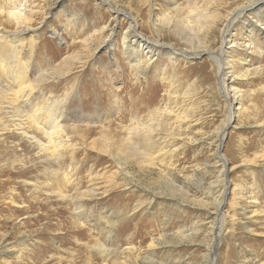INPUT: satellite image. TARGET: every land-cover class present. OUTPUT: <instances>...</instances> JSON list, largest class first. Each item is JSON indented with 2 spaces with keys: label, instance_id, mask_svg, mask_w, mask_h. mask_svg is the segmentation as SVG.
<instances>
[{
  "label": "rangeland",
  "instance_id": "obj_1",
  "mask_svg": "<svg viewBox=\"0 0 264 264\" xmlns=\"http://www.w3.org/2000/svg\"><path fill=\"white\" fill-rule=\"evenodd\" d=\"M248 1L0 0V27L25 30L19 69L27 63L36 107L21 115L0 98V264H103L100 245L112 252L106 264H208L216 237L215 264H264V29L255 32L262 53L243 39L241 20L227 32L233 106L206 52L218 51L225 16ZM15 4L26 10L19 23L6 14ZM191 8L207 16L199 33L183 22ZM137 32L162 45L144 75L122 45ZM3 39L0 58L10 60ZM171 49L197 56L171 58ZM2 65L0 84L14 87ZM40 70L50 77L33 86ZM53 104L65 126L58 163L35 141L47 142L39 126ZM133 120L167 147L163 162L126 159Z\"/></svg>",
  "mask_w": 264,
  "mask_h": 264
},
{
  "label": "bare ground",
  "instance_id": "obj_2",
  "mask_svg": "<svg viewBox=\"0 0 264 264\" xmlns=\"http://www.w3.org/2000/svg\"><path fill=\"white\" fill-rule=\"evenodd\" d=\"M192 2H194V1H192ZM24 10L25 9L22 6H20L19 4H17V5L15 4L14 7L13 6L9 7L6 10V12H7L6 14L15 18L17 20V22L19 23L22 15L24 13ZM263 10H264V0H249L246 4H243L239 7H237L235 10L229 12L225 16V18L222 22L223 27L221 28V34L223 35V38H225V37L226 38L224 40H222V44H221L220 48L218 49V51L206 50V52L210 56V60L212 62H214L217 66L216 67L217 68L216 75H217L219 83H220V88L222 89V92H223L226 100L229 101L230 106H233L235 104V101L229 95V92L226 90L227 75L230 74V67H232V65H233V58L226 54V49H225V45L227 43H229L228 42L229 39L227 38V36H228L227 32L229 34L230 28L233 26V24H235L237 21L241 20L243 24L244 23L246 24V28H245V30H243L245 32L243 39L247 40L248 42H250V44L255 46V50H257L259 53H262V46H261V43H260V40L258 39V37L255 36L256 35L255 32L258 31V29H257L258 27L264 29V22H262L264 20V18H263V16H264L263 12L264 11ZM191 11L196 12V15H194V16L187 15L183 22L187 26H189L188 28L192 32L199 33L198 31L201 32L203 27L205 26V25H203L205 22L204 21V15L205 14L203 15L202 13H198L199 11L197 12L196 8H194V9L191 8ZM0 12H2L1 7H0ZM112 12L115 14L114 17H116V18H118V16H120L119 14L121 13L119 10H116L114 8H113ZM250 15H252V16H250ZM126 16H129V18H130L129 20L131 21L132 27L135 30L137 27V22L130 15H126ZM205 17H207V16L205 15ZM24 34H25V30H22V29L19 31L15 30V31L7 32L6 30H4L3 28L0 27V42L4 40L3 38L7 37L8 42L11 43L10 44V47L12 48L11 51H13V55H12V57H10L12 59L4 60V59L0 58V61L3 63L2 66L5 70V72L7 71V73L9 74L8 77H10L14 83V87H10L9 85L3 84V83L0 84V95H1L0 98H3V100H6V102L8 101L7 103H9V105L12 103L13 107H15V108L17 107L16 112H19L20 114L22 112L28 113V110L30 109V104H32L31 102H29V100H27L28 96H29V93H27L28 84H26L27 82H26V79L24 78V77H26V76H24L25 75L24 72L27 71V69H26L27 63H25L24 69H21V68L19 69L20 61L18 59H19L20 51H21V49H23L22 43L24 41V39H23ZM60 34L61 33L59 31H57L56 29H50L49 35L56 37L61 42V41H63V38L61 37ZM36 36L37 35H35V37ZM105 41H106L105 42L106 49L107 50L112 49L114 44L111 41H108V40H105ZM122 45L125 46L126 53H127L125 58H126L127 62L130 64V67L136 69V71L142 75H144L146 73L148 65L151 63V61L154 59V57L157 56L158 52H160L158 50V46L162 47V45H160V43L152 42V41L144 38V36L139 32L134 33L133 36L130 37L129 39H127L125 36H123ZM235 45H237V44H235ZM222 52H223V55H222ZM177 55H181L185 59H189V58H193V57L197 56V53H194L191 55L189 53H184L181 51H177L175 49H171L168 52V56H170L171 58H174V56L177 57ZM224 55H226L224 57L225 59L223 58L224 61L221 62V60L219 58H221V56H224ZM244 60H245V58H244ZM244 62L246 64L249 63L248 60H247V62L246 61H244ZM250 65L248 64L247 68L250 67ZM27 72H29V71H27ZM231 72H232V70H231ZM54 73L57 74V75L54 74L55 78L56 77L58 78L61 76L62 73H64V70L56 68ZM49 77L50 76H49L47 71H45V70L41 71L40 70L38 75L35 77V81L33 82V86L42 83L43 81H45ZM7 81H9V80H7ZM235 89L236 88H233V90H235ZM52 102H53V100H52ZM18 109H20V110H18ZM31 109H33V108H31ZM35 109H36V107H35ZM52 109L55 110L54 112L57 111L54 108V104L47 109L49 111L48 116L50 117L48 120L46 119L48 121L47 124L49 125L48 128L46 127L47 124L45 126H44V124L39 126L40 129L42 130L43 134L47 138V140H46L47 142L43 143V142H40L38 140H35V141H37L39 143L42 150L49 152V154H50L49 158L50 159H52L54 162L58 163L62 159V157L60 156V153H59V147L61 145L58 141L55 140V138L60 135V133H61L60 131H62L65 126L63 125L61 128H59L58 122H56L55 114L53 113ZM237 109H239V107H237ZM24 111H26V112H24ZM17 114L15 113L11 116L12 117L17 116V118H18V116H20V115H17ZM27 116L30 117V116H32V114L27 115ZM67 117H69V116H67ZM232 117H233V115L231 114V118H229V120H231ZM73 118H74V116H73ZM44 120H45V118H44ZM133 121L134 122L132 124V128H130V131L127 134L128 136L124 139V146H125V149L127 150L126 159L127 160H128V158L134 159V161L136 160L138 163L147 162V164H153L159 156H162L161 161L163 162L164 157H165L164 155H166V153L168 152L167 147L162 146L161 143H157L155 140H153V136L151 134V129H149L148 126L145 127V124H143L142 121H140V120H133ZM71 131H73V130H71ZM101 133H103V132H101ZM224 134H225V132L223 131L222 135H221V139H223ZM156 145H158V146H156ZM104 150H106V149H104ZM218 158L220 161H222L223 165L224 164L226 165V159L222 155L218 156ZM225 165H224V167H225ZM120 166L121 165H118V168L122 169ZM224 167H222V168H224ZM57 184H58V181H57ZM225 187L227 189L228 185L225 184ZM58 196H60V198H65V194H63L62 192L59 193ZM221 206H222V201L220 200L217 204V210H216V213H217L216 214V216H217L216 220L218 221L217 222L218 226L216 225V228H215L216 229L215 231H217L216 234H219V232L221 230L220 229L221 225L219 224L220 219L222 217V215H221L222 212L220 211ZM213 230H214V228H213ZM110 233L111 232L108 233V236ZM102 245H104V244H102ZM218 246H219V241L217 240V237H216V241L213 245H211V244L208 245V255H209L208 264H215L214 254H215L216 248ZM98 249L100 250V257L104 258L103 264H106L105 259L108 258L109 256H111L112 252H110L107 249V247L105 248V246L103 247L101 245L98 246ZM210 255H211V257H210Z\"/></svg>",
  "mask_w": 264,
  "mask_h": 264
},
{
  "label": "water",
  "instance_id": "obj_3",
  "mask_svg": "<svg viewBox=\"0 0 264 264\" xmlns=\"http://www.w3.org/2000/svg\"><path fill=\"white\" fill-rule=\"evenodd\" d=\"M226 136V135H225ZM225 138V137H224ZM224 138L222 139V141L220 142V145H219V148H218V154H219V156H221L222 154H221V149H222V147H223V142H224ZM226 166V165H225ZM228 189V188H227ZM227 194V193H226ZM226 196V195H225Z\"/></svg>",
  "mask_w": 264,
  "mask_h": 264
}]
</instances>
